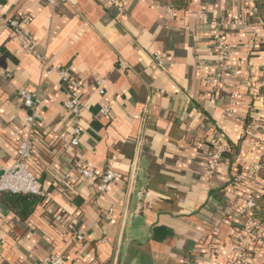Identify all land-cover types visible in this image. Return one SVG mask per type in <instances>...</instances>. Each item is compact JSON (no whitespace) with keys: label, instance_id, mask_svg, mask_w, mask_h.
<instances>
[{"label":"crops","instance_id":"obj_1","mask_svg":"<svg viewBox=\"0 0 264 264\" xmlns=\"http://www.w3.org/2000/svg\"><path fill=\"white\" fill-rule=\"evenodd\" d=\"M0 4L7 17L30 19L37 51L49 67L73 73L82 103L76 150L58 75L47 74L0 23V175L27 134L19 91H35L42 119L27 167L44 192L32 196L30 212L32 199L1 196L0 264L51 255L63 264H229L244 222L239 212L264 193L259 177L240 179L264 157L254 127L257 114L264 126V24L253 0H191L182 10L153 0ZM214 22L230 47L229 72L217 86L209 82ZM104 105L108 117L99 115ZM220 141L230 151L210 177L207 158ZM75 159L97 176L81 179ZM107 169L118 179L101 194ZM248 256L246 264H264L255 247Z\"/></svg>","mask_w":264,"mask_h":264},{"label":"built area","instance_id":"obj_2","mask_svg":"<svg viewBox=\"0 0 264 264\" xmlns=\"http://www.w3.org/2000/svg\"><path fill=\"white\" fill-rule=\"evenodd\" d=\"M64 1L65 0H45L46 4L50 6H54ZM0 23L9 28L23 51L35 58L41 68L47 71V74L55 72L58 75L59 81L64 87L66 93L63 109L72 119V135L69 141V146L77 150L80 145V136L82 134V128L80 125L82 103L79 96V82L69 69H55L47 65L46 57L37 51L36 41L28 30L30 25L29 18L18 19L7 17L4 13L3 5L0 4ZM212 26L211 45L217 51V59L215 61L216 72L209 82L214 86H217L223 76L229 72L227 60L230 55V47L223 39L221 25L218 22H214ZM153 59L157 65L160 66L163 64V57L156 54L153 56ZM101 84L102 81H99L98 85L101 86ZM99 91L100 94H103L102 89ZM19 96L22 106L27 110V115L24 118L27 134L17 147V155L14 164L2 168V173L0 175V197L4 194L42 197L44 192L42 191L41 184L27 167V162L32 154L35 128L42 119L41 114L36 111L38 94L35 91L21 89L19 91ZM110 111V105H104L100 109L99 115L101 117H108ZM256 121L258 124L254 126L255 130L259 131L264 137V126L260 124V114H257ZM211 148L212 151L207 158L206 172L208 176L214 177L218 167L229 153L230 147L225 141H220L219 143H213ZM73 168L77 175L83 180L89 181L97 176V171L87 161L75 159L73 162ZM259 170L260 165H254L248 171H245L240 179H257ZM117 179L118 175L115 172L110 169L105 170L100 175V183L98 184L97 191L101 194L104 193L108 185ZM260 194L262 193L260 192L247 199L239 212V215L243 217L244 222L240 224V232L235 236L233 245L234 256L229 264H246L247 258L249 257L248 254L250 253L251 248L253 249L254 247L257 253L264 254V225L254 215ZM107 218H109V216ZM72 235L76 240H82V237L77 232H73ZM63 263L61 257L51 255L37 264Z\"/></svg>","mask_w":264,"mask_h":264},{"label":"trees","instance_id":"obj_3","mask_svg":"<svg viewBox=\"0 0 264 264\" xmlns=\"http://www.w3.org/2000/svg\"><path fill=\"white\" fill-rule=\"evenodd\" d=\"M157 3H159L162 6L173 8L176 10H182L185 9L189 2L191 0H153ZM254 9L259 17V20L264 24V0H253ZM259 95L264 99V86L260 89ZM258 177L262 180H264V157L260 161V170L258 171ZM248 195H244L249 196ZM7 196H10V198H18L20 201H26L27 199L30 200L29 206H28V212L31 211V207L36 204L37 199L35 197H32L31 195H28L30 197H24L23 195H10L7 194ZM22 196V197H21ZM21 197V198H20ZM1 199V197H0ZM255 217L264 225V193L260 195V197L257 200V208L254 211Z\"/></svg>","mask_w":264,"mask_h":264}]
</instances>
